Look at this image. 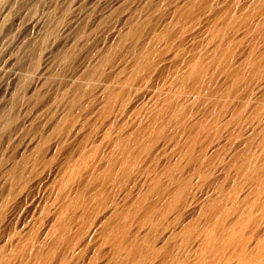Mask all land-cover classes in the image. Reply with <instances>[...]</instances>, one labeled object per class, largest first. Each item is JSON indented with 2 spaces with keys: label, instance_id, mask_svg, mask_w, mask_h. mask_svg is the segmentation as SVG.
<instances>
[{
  "label": "bare ground",
  "instance_id": "obj_1",
  "mask_svg": "<svg viewBox=\"0 0 264 264\" xmlns=\"http://www.w3.org/2000/svg\"><path fill=\"white\" fill-rule=\"evenodd\" d=\"M1 4L7 14L20 9ZM167 5L147 6L157 19L146 32L136 19L114 26L84 74L66 79L82 87L73 100L53 99L18 124L14 138L26 124L52 135L43 152L36 132L17 147L21 158L0 176V209L38 179L27 169L61 143L72 147L21 231L0 237V264H264V0ZM81 14L70 15L62 43L79 40ZM15 17L28 48L53 37L43 18ZM43 52L37 68L2 57L0 128L16 100L25 108L52 77L56 56ZM81 101L95 106L73 116ZM9 222L0 217V231Z\"/></svg>",
  "mask_w": 264,
  "mask_h": 264
},
{
  "label": "rangeland",
  "instance_id": "obj_2",
  "mask_svg": "<svg viewBox=\"0 0 264 264\" xmlns=\"http://www.w3.org/2000/svg\"><path fill=\"white\" fill-rule=\"evenodd\" d=\"M110 1L111 0H106V2L105 0H7V4L11 3L12 6L14 5L17 8H20V12H16V10L12 12L11 10L8 12V14V8H2L1 3L4 2V0L0 2V22L3 20L2 17L5 14L7 15L4 22V29H6H3V31L0 33V39L2 38L0 40V61L4 54L8 55L11 52L13 55L17 56V60L13 64L15 67H23L24 69V67L26 68L27 66L33 64L37 68L44 65L46 61H48L46 59V54L43 52L44 45H47V47L50 46L53 49V54L56 56L54 61L49 60V69H51L53 73L52 77L46 81L44 87L37 88L33 94L28 96V99L26 100L27 105L25 108L20 109L16 105V100L14 102L15 106L10 110L7 122L0 128V176L4 173H7L12 161H17L21 158L18 156L19 153L17 151V147L23 144L32 133L36 132V135L39 137V141L35 145V151L43 152L45 149H47L49 145L47 139L50 137V135H52V133L49 134L45 132L43 126L36 127L35 124H26L23 129L21 128L19 130V133L15 138L13 132L17 128L18 124L25 118L47 112L53 99H55V101L57 100L62 106L67 105L69 101L73 100V98L68 94L77 87L74 84H66V79L70 75L82 76L84 74L86 70L81 65L84 63L87 64V57L92 51H94L95 46L110 34L111 29H113V27L116 25L123 24L125 21L128 22V19L131 21L136 19L138 20V23L143 24V31L146 32L149 27H153L155 25V19H157L155 15L151 14V12L146 14L147 12L145 10L147 6L158 5L162 6L163 9L168 10L170 5L167 4L173 0ZM34 2L35 6L31 7V5H34ZM77 12L82 13L81 15L83 17L80 24L81 26L79 25L80 27L78 28V35H80L78 36L79 40L72 44H69V42L62 43L66 35L71 36L72 34V32H70L65 35V33L62 31V28L67 20L71 18L70 15L74 13L76 14ZM32 14L44 19L43 30H52L54 38L50 35V40L48 39L46 43L41 42L45 43L43 46L34 44L28 48L27 45L29 41H19L23 32L17 31L15 28L16 25L12 22L15 16V20H18V15L22 16L24 20H26L25 18L31 17ZM203 23L204 22L201 20V24ZM27 28L28 29L25 31L26 33L34 31L30 26ZM54 39L55 41L53 44L52 41ZM5 40L7 43H5ZM60 55H62V57H60ZM88 65L86 67H88ZM2 77L4 79L5 76L2 75ZM104 77L105 74H102L101 78ZM77 89L79 91L82 89V87H78ZM81 103L83 104L81 107H79L78 103V107L75 106V108L72 107L73 109H69H72L71 111L74 114L73 116L79 114V108L84 109V111H88L93 106H95L94 103H87V101H81ZM71 147L72 145H70L68 142L59 144L55 151L49 153L44 159L38 162L33 167V169H27L25 174H37L38 179L32 183L24 184L23 189L25 190V196L22 199L23 201L18 200L7 207L3 206L0 209V217H5L6 219L8 218L10 221L9 225L0 231V237L6 236L10 232L21 231L23 223L26 219H28L31 213V206L37 201L38 197L46 186L48 179L47 174L55 173L62 157L70 151ZM41 177L42 179H40ZM5 193L6 190L0 182V196L4 195ZM25 200H27V203H25Z\"/></svg>",
  "mask_w": 264,
  "mask_h": 264
}]
</instances>
